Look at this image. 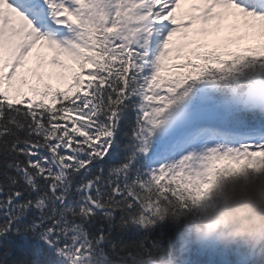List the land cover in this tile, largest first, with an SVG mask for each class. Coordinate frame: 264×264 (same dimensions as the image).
<instances>
[{
    "label": "snow or ice",
    "instance_id": "obj_1",
    "mask_svg": "<svg viewBox=\"0 0 264 264\" xmlns=\"http://www.w3.org/2000/svg\"><path fill=\"white\" fill-rule=\"evenodd\" d=\"M38 45L55 86L39 53L35 83L18 73ZM245 171H264V0H0V252L31 249L12 264H154V230Z\"/></svg>",
    "mask_w": 264,
    "mask_h": 264
},
{
    "label": "clouds",
    "instance_id": "obj_2",
    "mask_svg": "<svg viewBox=\"0 0 264 264\" xmlns=\"http://www.w3.org/2000/svg\"><path fill=\"white\" fill-rule=\"evenodd\" d=\"M181 219H174L185 245L214 244L264 250V171L221 177L207 198ZM169 264H177L169 250Z\"/></svg>",
    "mask_w": 264,
    "mask_h": 264
},
{
    "label": "trees",
    "instance_id": "obj_3",
    "mask_svg": "<svg viewBox=\"0 0 264 264\" xmlns=\"http://www.w3.org/2000/svg\"><path fill=\"white\" fill-rule=\"evenodd\" d=\"M119 219V216H117ZM182 219L180 223L182 224ZM116 233L113 232L115 237ZM152 239L157 241L160 247L168 252L175 255L177 259V264H206L211 261L210 255L207 249H203V245L191 244L185 246L181 242L180 238V228L174 225L172 222H166L163 228H157L152 233ZM14 240V250L10 256L5 257L2 252H0V264H12V261L21 258L24 252L30 251L31 249H25L19 238H13ZM236 248V247H229ZM164 252H162L158 259L154 261V264H169L168 260L165 258ZM227 259L234 262L237 258L235 255H229ZM219 263V262H218Z\"/></svg>",
    "mask_w": 264,
    "mask_h": 264
},
{
    "label": "rangeland",
    "instance_id": "obj_4",
    "mask_svg": "<svg viewBox=\"0 0 264 264\" xmlns=\"http://www.w3.org/2000/svg\"><path fill=\"white\" fill-rule=\"evenodd\" d=\"M232 23H234V21ZM229 34L236 35L238 33H229L228 27L226 25H224V27L222 28V30L219 33H216L214 35H211V36L207 37V41L209 43L219 42L222 38H224L226 35H229ZM251 43H253V41L251 39H244V40H241L239 42V46L242 48V47L247 46V45H249ZM36 62H37L36 58L35 59L27 58L24 68L19 69L18 73L21 74V72H23L24 70H27L29 68L34 67ZM45 66H47V67H45ZM54 71H58V70L52 69L50 66L45 65V64H44V66H42L39 69V72L42 73L43 76H46V77L48 76L49 72H54ZM28 74L30 75L29 72H28ZM51 83L55 86L57 84V80L55 78H53V79H51ZM22 91L27 93L28 95H31V92L28 91V86L27 85L23 86ZM205 247L210 249L212 254H214L212 256L214 261H216V259H218V260L222 259L221 258V253L225 249L224 247H220V246H217V245H214V244H206ZM211 264H214V262L212 261Z\"/></svg>",
    "mask_w": 264,
    "mask_h": 264
},
{
    "label": "bare ground",
    "instance_id": "obj_5",
    "mask_svg": "<svg viewBox=\"0 0 264 264\" xmlns=\"http://www.w3.org/2000/svg\"><path fill=\"white\" fill-rule=\"evenodd\" d=\"M188 6H189L188 4L182 3L181 7L177 11L178 12H182V11L186 10ZM232 22H233V20L230 18V19L224 21L223 23H224V25L228 26V25L232 24ZM37 53H39L41 56H43L45 58V63L44 64L47 65L46 60H47V56L49 55V50L47 48L40 47L38 45L36 48H34L32 50V52L29 54L28 57L30 59H35ZM45 67H47V66H45Z\"/></svg>",
    "mask_w": 264,
    "mask_h": 264
}]
</instances>
